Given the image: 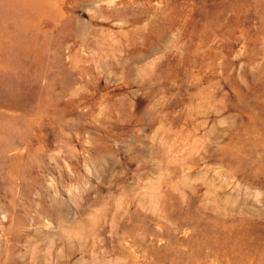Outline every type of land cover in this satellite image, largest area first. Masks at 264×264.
I'll use <instances>...</instances> for the list:
<instances>
[{"label":"rangeland","instance_id":"rangeland-1","mask_svg":"<svg viewBox=\"0 0 264 264\" xmlns=\"http://www.w3.org/2000/svg\"><path fill=\"white\" fill-rule=\"evenodd\" d=\"M0 264H264V0H0Z\"/></svg>","mask_w":264,"mask_h":264}]
</instances>
